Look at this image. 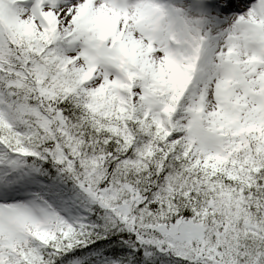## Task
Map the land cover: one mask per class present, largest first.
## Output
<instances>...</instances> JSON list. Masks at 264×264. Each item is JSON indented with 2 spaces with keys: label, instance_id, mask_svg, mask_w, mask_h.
I'll return each mask as SVG.
<instances>
[{
  "label": "snow or ice",
  "instance_id": "6c2138e0",
  "mask_svg": "<svg viewBox=\"0 0 264 264\" xmlns=\"http://www.w3.org/2000/svg\"><path fill=\"white\" fill-rule=\"evenodd\" d=\"M0 264H264V0H0Z\"/></svg>",
  "mask_w": 264,
  "mask_h": 264
}]
</instances>
